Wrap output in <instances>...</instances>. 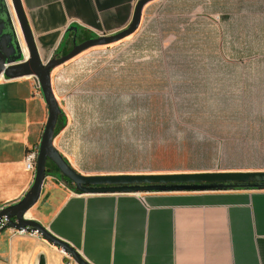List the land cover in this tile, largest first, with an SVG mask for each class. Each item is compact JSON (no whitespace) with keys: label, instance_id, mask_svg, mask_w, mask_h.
<instances>
[{"label":"rangeland","instance_id":"1","mask_svg":"<svg viewBox=\"0 0 264 264\" xmlns=\"http://www.w3.org/2000/svg\"><path fill=\"white\" fill-rule=\"evenodd\" d=\"M234 6L154 0L135 33L56 67L59 149L83 172L264 168V10Z\"/></svg>","mask_w":264,"mask_h":264},{"label":"crops","instance_id":"2","mask_svg":"<svg viewBox=\"0 0 264 264\" xmlns=\"http://www.w3.org/2000/svg\"><path fill=\"white\" fill-rule=\"evenodd\" d=\"M137 1L22 3L40 56L47 61L72 45L71 26H78L79 40L126 28ZM229 8L264 10V0H238L237 7ZM48 115L36 77L0 79V208L17 203L30 189L35 174L26 169L25 156L30 146H40ZM63 115L66 124L60 132L70 131L72 120L64 110ZM60 132L54 144L79 172L129 173L83 172L59 149ZM239 137L241 144L242 129ZM26 217L42 223L90 264H264V190L260 189L84 193L50 171ZM42 255L45 264H69L68 253L38 232L14 234L11 228L0 232V264H39Z\"/></svg>","mask_w":264,"mask_h":264},{"label":"water","instance_id":"3","mask_svg":"<svg viewBox=\"0 0 264 264\" xmlns=\"http://www.w3.org/2000/svg\"><path fill=\"white\" fill-rule=\"evenodd\" d=\"M152 1L154 0H138L130 24L114 33L96 35L80 42L78 26L69 27V31L74 32L71 50L66 54L57 53L47 61H43L22 0H11V7L21 33L8 1L0 0V79L36 77L49 108L40 142L34 181L22 199L0 209V217L6 215L9 218V227L28 228L42 234L68 253L69 257H66L65 261L69 264L72 261L78 264L90 263L68 243L52 235L42 223L26 217L27 212L39 200L43 182L51 171L47 168L48 161L54 163L60 174L68 178L78 191L84 193L264 190V171L83 174L76 170L56 148L54 139L63 109L54 91L52 71L88 48L109 45L135 33L140 27L144 7ZM39 264H45L43 255Z\"/></svg>","mask_w":264,"mask_h":264},{"label":"built area","instance_id":"4","mask_svg":"<svg viewBox=\"0 0 264 264\" xmlns=\"http://www.w3.org/2000/svg\"><path fill=\"white\" fill-rule=\"evenodd\" d=\"M38 86L41 87L39 82H38ZM39 150H40L39 145L30 146L27 149L26 156H25V167L27 170L32 171L34 174L37 168ZM8 224H9V218L6 215L1 216L0 217V230L5 229V228H11L14 234H28V233L35 232L32 230H29L28 228L9 227Z\"/></svg>","mask_w":264,"mask_h":264},{"label":"trees","instance_id":"5","mask_svg":"<svg viewBox=\"0 0 264 264\" xmlns=\"http://www.w3.org/2000/svg\"><path fill=\"white\" fill-rule=\"evenodd\" d=\"M94 36H95V35L88 34V35L80 36L79 38H80V41H84V40L89 39V38L94 37ZM71 48H72V45H71L70 47L66 48V49L63 50V51H60L59 53H61V54H66V53H68V52L71 50ZM65 124H66V117H65V115H61L60 118H59V120H58V124H57V128H56V135H57V134L60 132V130L65 126ZM47 168L50 169L51 171H56V172L60 173V172H59V169H58V168L56 167V165H55L54 163H52L51 161H48V163H47ZM62 177H63L66 181H68L72 186H74V188L76 189L75 185H74V184H73L68 178L64 177L63 175H62ZM76 191H77V192H80V191H78L77 189H76Z\"/></svg>","mask_w":264,"mask_h":264},{"label":"bare ground","instance_id":"6","mask_svg":"<svg viewBox=\"0 0 264 264\" xmlns=\"http://www.w3.org/2000/svg\"><path fill=\"white\" fill-rule=\"evenodd\" d=\"M7 1H8V3H9V5H10L9 0H7ZM10 8H11V11H12L13 17H14V19H15V21H16V17H15V14H14V11H13L11 5H10ZM16 25H17V28H18V30H19V32H20V28H19V25H18L17 21H16ZM20 33H21V32H20Z\"/></svg>","mask_w":264,"mask_h":264},{"label":"flooded vegetation","instance_id":"7","mask_svg":"<svg viewBox=\"0 0 264 264\" xmlns=\"http://www.w3.org/2000/svg\"><path fill=\"white\" fill-rule=\"evenodd\" d=\"M80 41V40H79ZM81 42V41H80Z\"/></svg>","mask_w":264,"mask_h":264}]
</instances>
